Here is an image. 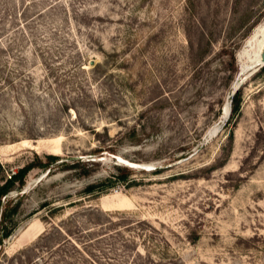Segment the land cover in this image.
I'll list each match as a JSON object with an SVG mask.
<instances>
[{"label":"rangeland","instance_id":"1","mask_svg":"<svg viewBox=\"0 0 264 264\" xmlns=\"http://www.w3.org/2000/svg\"><path fill=\"white\" fill-rule=\"evenodd\" d=\"M263 25L264 0H0V187L32 167L0 264H264Z\"/></svg>","mask_w":264,"mask_h":264},{"label":"trees","instance_id":"2","mask_svg":"<svg viewBox=\"0 0 264 264\" xmlns=\"http://www.w3.org/2000/svg\"><path fill=\"white\" fill-rule=\"evenodd\" d=\"M261 71H264V68H262L259 72H261ZM239 111H240V101L237 99V96H235L234 97V101H233V105H232V117L238 115ZM48 159L49 160H55L56 157L55 156H48ZM79 164H80V162L79 163H74L73 166H77ZM31 168L32 167L29 166L26 169H22L20 172H18L16 174H14L13 176H11V178L8 179L7 182L3 186L0 187V211H1L2 207H3L2 198L4 196H6L12 190V188L15 186V184H16V182L18 180H23V178L27 175V173L31 170ZM115 179H117V181H119V182L126 183L128 181V176L126 175V176H120V177H117V178L115 177ZM113 184H115L114 181H109L107 183V185H108L107 187H110ZM103 187H105V185H103V186L101 185V187L100 186L91 185V186H89L86 189V193H88L89 195L95 194L97 189L103 188ZM6 217H7V214H6V209H5V210L2 211V221L3 222H4V219ZM9 235H10L9 232L6 229H4L3 238L8 237Z\"/></svg>","mask_w":264,"mask_h":264},{"label":"bare ground","instance_id":"3","mask_svg":"<svg viewBox=\"0 0 264 264\" xmlns=\"http://www.w3.org/2000/svg\"><path fill=\"white\" fill-rule=\"evenodd\" d=\"M262 31H263V35H264V25H263V27H262ZM263 51H264V40L260 43V46H259V52H258V55H257V58H256V61L259 63V62H261L262 61V54H263ZM262 65V64H261ZM260 65V66H261ZM260 66L258 67V69L254 72V73H257V72H259L261 69H260ZM242 83H243V81L242 80H239V82L236 84V86H240V88H241V86H242ZM225 117H226V115H225ZM220 127V126H219ZM213 133L214 134H216L217 133V130H215V131H213ZM58 144H56V146H57ZM58 149V148H57ZM56 154H60L59 153V151H57V153H55V155ZM122 156V155H121ZM103 159V158H102ZM118 159L119 160H117L119 163H124V164H129V165H131V168H134V169H138V168H141V169H143V170H146V171H154L156 168H155V165L153 164V163H146V164H144V165H139V164H136V163H132L131 161H126V160H124V161H122V158L120 157V156H118ZM108 162V161H107ZM106 162V163H107ZM111 162V161H110ZM109 162V163H110ZM112 163V162H111ZM130 167V166H129ZM31 183H33V182H31ZM31 185V184H30ZM31 186H29V188H30Z\"/></svg>","mask_w":264,"mask_h":264},{"label":"water","instance_id":"4","mask_svg":"<svg viewBox=\"0 0 264 264\" xmlns=\"http://www.w3.org/2000/svg\"><path fill=\"white\" fill-rule=\"evenodd\" d=\"M94 62H92V64H93ZM261 63H262V65L260 66V69L261 68H264V51H263V54H262V61H261ZM239 87L240 86H236L235 87V91H234V93H232V95L230 96V98H229V101H228V103H227V107H226V109H224V112H225V115H226V117H228L229 115H230V113H231V111H232V105H233V101H234V97H235V95H236V91H237V89H239ZM225 117V118H226ZM71 160H76V159H71ZM119 160V159H118ZM128 166H130L131 167V165H129V164H127Z\"/></svg>","mask_w":264,"mask_h":264}]
</instances>
